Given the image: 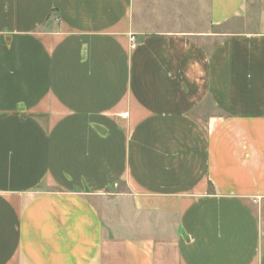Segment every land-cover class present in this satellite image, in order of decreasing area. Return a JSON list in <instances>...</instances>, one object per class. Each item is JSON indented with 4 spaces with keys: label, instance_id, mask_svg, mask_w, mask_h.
<instances>
[{
    "label": "crops",
    "instance_id": "1",
    "mask_svg": "<svg viewBox=\"0 0 264 264\" xmlns=\"http://www.w3.org/2000/svg\"><path fill=\"white\" fill-rule=\"evenodd\" d=\"M0 264H264V0H0Z\"/></svg>",
    "mask_w": 264,
    "mask_h": 264
},
{
    "label": "rangeland",
    "instance_id": "2",
    "mask_svg": "<svg viewBox=\"0 0 264 264\" xmlns=\"http://www.w3.org/2000/svg\"><path fill=\"white\" fill-rule=\"evenodd\" d=\"M206 5H207V2H206ZM205 12H206L205 16L203 15L202 17H200L199 15L200 13H199L197 18L158 19V20H155L157 23L153 24L151 19L149 18L147 19L143 17L142 20H140L139 22L142 28L146 29L147 31H152V30H157V29L158 30L168 29V28L175 29L179 27H182L183 29H193V30L198 28V30H203L206 34L215 33L219 31L216 28H213L210 24L208 20V16H207V7L205 9ZM109 199L112 201V204L113 203L119 204L121 202L119 200H114L113 197H109ZM111 214L112 213L108 212V218L110 219L109 221H111L112 219Z\"/></svg>",
    "mask_w": 264,
    "mask_h": 264
},
{
    "label": "built area",
    "instance_id": "3",
    "mask_svg": "<svg viewBox=\"0 0 264 264\" xmlns=\"http://www.w3.org/2000/svg\"><path fill=\"white\" fill-rule=\"evenodd\" d=\"M131 40H132V41H134V39H133V38H131Z\"/></svg>",
    "mask_w": 264,
    "mask_h": 264
}]
</instances>
